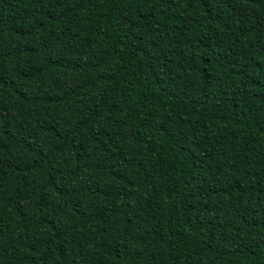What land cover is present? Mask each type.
<instances>
[{
	"label": "trees",
	"instance_id": "obj_1",
	"mask_svg": "<svg viewBox=\"0 0 264 264\" xmlns=\"http://www.w3.org/2000/svg\"><path fill=\"white\" fill-rule=\"evenodd\" d=\"M0 264H264V0H0Z\"/></svg>",
	"mask_w": 264,
	"mask_h": 264
}]
</instances>
